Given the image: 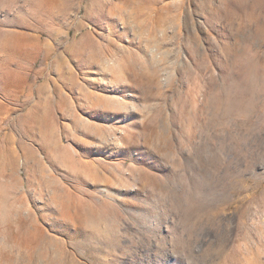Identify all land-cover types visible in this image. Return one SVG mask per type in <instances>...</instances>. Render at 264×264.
Here are the masks:
<instances>
[{
  "label": "rangeland",
  "instance_id": "obj_1",
  "mask_svg": "<svg viewBox=\"0 0 264 264\" xmlns=\"http://www.w3.org/2000/svg\"><path fill=\"white\" fill-rule=\"evenodd\" d=\"M0 264H264V0H0Z\"/></svg>",
  "mask_w": 264,
  "mask_h": 264
}]
</instances>
